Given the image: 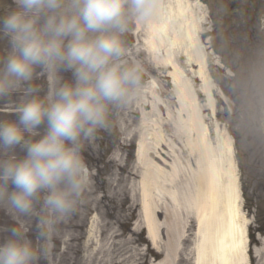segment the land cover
<instances>
[{"label": "clouds", "instance_id": "1", "mask_svg": "<svg viewBox=\"0 0 264 264\" xmlns=\"http://www.w3.org/2000/svg\"><path fill=\"white\" fill-rule=\"evenodd\" d=\"M12 4L0 15V37L9 44L0 56V101L18 92L23 96L16 119H0V209L15 222L0 242V264H40L51 253L56 226L77 212L89 187L85 146L110 128L113 112L127 107L142 88L141 66L124 59V34L133 20L149 21L160 3ZM41 75L49 77L43 96L33 83ZM32 217L35 243L25 224Z\"/></svg>", "mask_w": 264, "mask_h": 264}, {"label": "rangeland", "instance_id": "2", "mask_svg": "<svg viewBox=\"0 0 264 264\" xmlns=\"http://www.w3.org/2000/svg\"><path fill=\"white\" fill-rule=\"evenodd\" d=\"M191 1L202 5L198 13L206 20L203 38L207 52L211 53L208 71L214 84L212 97L216 113L211 119L210 113L204 110L207 124L212 129L217 126L227 131L235 140L240 169L247 175L244 177L247 202L258 203L261 209L257 212L254 208L247 214L252 244L260 248L264 240V0ZM12 7V0H0V15ZM133 21L123 37L128 48L124 59L129 64L141 66L142 88L132 102L143 97L146 88L152 86L172 93L170 103L175 108L173 85L168 76L172 70L155 66L149 56L137 48ZM232 24L237 27L236 33L240 29L246 30L240 41H234L230 34L231 43L228 44L224 34ZM235 36L241 37V34ZM8 48L7 38L0 37V56L5 55ZM235 68L238 76L233 71ZM184 69L193 71L197 67L186 66ZM62 75L65 79L71 78L69 72ZM189 77L194 89H199L201 83ZM33 83L41 86V96L47 93L46 75L34 79ZM22 96L23 93L18 92L0 101V119H16L14 109ZM199 101L205 107L204 98ZM121 110L124 108L113 112L110 128L100 131L96 139L85 146L82 154L90 176L89 187L77 212L56 226L51 253L40 264H191L185 231L182 240L181 236L178 241H169L167 227L163 225L159 233V251L153 249L147 238L149 217L139 196L143 178L137 161L138 134L129 136V132L125 136L117 130ZM167 124L171 133L175 131L173 125ZM136 129L135 123L131 131L136 132ZM15 151L22 154L20 149ZM122 166L133 172L132 177L126 173L130 182H118L119 176L121 178L119 167ZM86 206H90L89 209ZM160 212L156 218L164 222L166 213ZM14 223L12 217L0 209V242L7 238V230ZM25 224L29 229L28 236L35 243L37 218L26 219Z\"/></svg>", "mask_w": 264, "mask_h": 264}, {"label": "bare ground", "instance_id": "3", "mask_svg": "<svg viewBox=\"0 0 264 264\" xmlns=\"http://www.w3.org/2000/svg\"><path fill=\"white\" fill-rule=\"evenodd\" d=\"M159 3L149 21H133V35L137 48L155 66L172 70L168 76L177 110L170 103L172 93L151 86L121 110L117 125L125 136L138 134L137 161L143 178L139 196L149 217L148 239L153 249L161 250L159 233L164 225L169 241L183 239L185 231L191 264H264V240L262 247L252 248L251 222L242 210L232 138L217 126L210 128L204 112L211 119L216 113L210 99L214 86L206 72V47L199 38L206 22L198 13L202 5L191 0ZM181 60L200 68L185 71ZM189 76L200 80L197 92ZM167 123L175 131L171 133ZM119 170L118 182H130L133 172L126 166ZM160 211L166 213L164 222L156 218Z\"/></svg>", "mask_w": 264, "mask_h": 264}]
</instances>
